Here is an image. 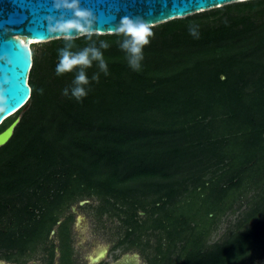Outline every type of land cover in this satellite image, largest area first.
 I'll return each mask as SVG.
<instances>
[{
	"label": "trees",
	"instance_id": "trees-1",
	"mask_svg": "<svg viewBox=\"0 0 264 264\" xmlns=\"http://www.w3.org/2000/svg\"><path fill=\"white\" fill-rule=\"evenodd\" d=\"M232 5L211 10L230 14L205 28L199 23L207 12L151 27L145 58L135 71L119 46L122 37L95 35L109 44L101 49L107 74L95 62L84 69L89 84L80 100L71 96L80 69L58 76V50L101 44L88 38L51 41L45 57L51 82L43 91L42 60L33 51L29 112L40 110L45 121L38 125L23 117L0 148V166L5 165L0 168V227L12 236L18 231L13 243L21 256L49 239L64 207L98 197L111 207H127L133 233L161 231L167 243L163 260L169 255L173 261L177 254L175 264H255L264 257V64L252 58L264 49V37L236 52L240 33L264 14V0ZM156 55L165 60L156 62ZM67 86L62 100L59 94ZM23 111L6 120L0 133ZM62 181L63 187L54 189ZM45 185L48 192L40 193ZM27 186L36 191L25 207L2 202L10 189ZM251 192L256 200L245 223L210 246L214 226ZM141 211L147 213L142 224ZM66 221L68 234L59 235L61 259L69 263Z\"/></svg>",
	"mask_w": 264,
	"mask_h": 264
},
{
	"label": "rangeland",
	"instance_id": "rangeland-1",
	"mask_svg": "<svg viewBox=\"0 0 264 264\" xmlns=\"http://www.w3.org/2000/svg\"><path fill=\"white\" fill-rule=\"evenodd\" d=\"M257 2V0H252ZM252 1L244 2L249 3ZM235 6V5H232ZM264 7L261 8V10ZM234 10L232 13L236 12ZM212 11H207L208 14L203 17H200L201 24L204 28L210 23V21L223 17L226 14H230L227 11H220L218 15L211 14ZM213 12H216L214 10ZM225 18V17H224ZM257 19V20H256ZM203 20V21H202ZM224 20V19H223ZM256 26L250 28L249 31L238 36L236 42V52H242L241 50H246L252 45L258 43V40H261L264 37V14H259L255 18ZM198 24V27H199ZM197 26V24H194ZM97 34H92L90 36H83L80 38L91 39V43L101 44L100 38L95 36ZM114 35V34H113ZM92 37V38H90ZM79 39V38H78ZM69 40V39H66ZM76 40V39H70ZM239 41H241L239 43ZM51 42L37 43L32 46L33 51L39 53L40 59L42 60V69L39 72L38 81L41 90L43 91V86L48 89L50 84L49 75H52V72L47 69V56L49 55V45ZM96 48L102 49L99 45L94 46ZM161 48L162 46L159 45ZM177 52V51H175ZM171 53V51H170ZM174 51H172V56ZM144 56V55H143ZM145 58V56H144ZM259 63L264 64V49L259 51L255 56L252 57ZM153 60L156 62L165 60L162 56H154ZM155 64V63H154ZM52 80V79H51ZM253 81V80H251ZM251 83V82H250ZM69 90V86L66 87ZM70 91V90H69ZM41 92V91H40ZM64 90L62 94H59L60 99H64ZM32 101L29 102V106L24 110L18 117V124L22 121V118L29 121H33V124L41 125L45 120L43 118L42 112L36 110L35 113H30ZM16 115H14L15 117ZM12 117V118H14ZM18 126V125H17ZM1 131V130H0ZM55 135L51 136L53 139ZM67 156H70L72 150L65 151ZM0 168H5V165H1ZM190 167L185 169L189 171ZM56 170H60L59 167ZM187 172L184 173V176H187ZM190 174L188 177H192ZM183 178V176H177V180ZM64 181L61 183H55L54 189L63 187ZM4 184V183H3ZM8 185L10 183H7ZM192 183H188L190 187ZM4 188V187H3ZM50 187L46 185L42 187L40 193H47ZM36 191V188L27 186L20 190L10 189L8 192L3 194L2 202L5 203L8 200L16 202L20 207H25L27 203L32 199L33 193ZM254 193L248 194L240 204H237L233 212L226 214L221 221L216 224L214 229L211 232L209 237L208 244L215 245L225 241L231 234L239 230V227L245 223L246 214L251 209V205L255 204L256 197L254 198ZM185 197V196H184ZM82 201L71 203L70 205L64 207L61 214V220L58 225L53 229L49 239L44 243L38 246L37 250L33 253L30 250L26 251L22 256L17 247L13 243V237L17 235L18 231H14V236L12 233H9L6 226H1L0 231V262L5 264H90V258L95 255L96 251L102 247H108V255L104 260L99 264H114L123 258L125 255H138L140 264H150L152 260H157V264H175V261L178 259L177 254L169 259L163 260L162 251H166L164 240V235L161 231H153L151 229H142L138 228L135 233L132 232V220L131 217L126 214L127 207L116 205L109 206L108 203H105L103 200L98 197H88L80 199ZM84 202V204H82ZM113 203H115L112 200ZM33 209L30 208L29 211ZM147 218L146 212H139L138 219L140 223H144ZM71 237V251L72 255L70 257V262L62 261L61 245L62 240L59 233H63L65 236L68 234V223ZM81 220V222H79ZM65 221V222H64ZM140 224V225H141ZM164 244V245H162ZM167 244V243H166ZM162 245V246H161ZM160 247L162 248L160 250ZM53 252L55 257L52 258ZM11 258L10 260H8ZM16 260H19L16 262ZM255 264H264V257L261 260H257Z\"/></svg>",
	"mask_w": 264,
	"mask_h": 264
},
{
	"label": "water",
	"instance_id": "water-1",
	"mask_svg": "<svg viewBox=\"0 0 264 264\" xmlns=\"http://www.w3.org/2000/svg\"><path fill=\"white\" fill-rule=\"evenodd\" d=\"M248 1L252 0H79V7L92 13V34L113 35L112 30L124 16L142 17L156 27ZM71 19L72 10L57 9L55 0H0V126L20 110H26L32 95L29 78L34 65L33 50L21 39L40 43L66 39L49 29L57 21ZM83 36L73 32L71 39ZM17 125L15 121L0 133V148L12 139ZM108 252V247L97 250L90 264H99ZM115 264H140L139 256L127 254Z\"/></svg>",
	"mask_w": 264,
	"mask_h": 264
},
{
	"label": "clouds",
	"instance_id": "clouds-1",
	"mask_svg": "<svg viewBox=\"0 0 264 264\" xmlns=\"http://www.w3.org/2000/svg\"><path fill=\"white\" fill-rule=\"evenodd\" d=\"M55 7L72 10L74 19L57 21L50 27V32L63 34L69 40L72 38L73 32L83 33L86 36L92 34V13L87 9L80 8L79 0H55ZM112 31L123 38L119 46L127 56L128 66L134 71L138 70L144 58L143 50L149 44V38L152 36L151 24L142 17L124 16ZM190 34L196 35L194 30H190ZM100 47L107 49L109 44L107 41H102ZM94 62L102 72L107 74L104 53L99 48L85 47L79 51H72L70 46H66L58 50V62L55 66L58 76L80 69L71 88L73 98L80 100L87 95L86 85L89 84V78L84 69L92 67ZM92 79H98V75ZM64 94L68 95L69 90L65 89Z\"/></svg>",
	"mask_w": 264,
	"mask_h": 264
},
{
	"label": "bare ground",
	"instance_id": "bare-ground-1",
	"mask_svg": "<svg viewBox=\"0 0 264 264\" xmlns=\"http://www.w3.org/2000/svg\"><path fill=\"white\" fill-rule=\"evenodd\" d=\"M21 41H22V43H23L24 45H27V46H29L30 48H32V46H33L34 44L40 43V42H34V41H31V40H27V39H25V38H22ZM43 43H45V42H43ZM32 50H33V49H32ZM12 116H13V115H12Z\"/></svg>",
	"mask_w": 264,
	"mask_h": 264
},
{
	"label": "flooded vegetation",
	"instance_id": "flooded-vegetation-1",
	"mask_svg": "<svg viewBox=\"0 0 264 264\" xmlns=\"http://www.w3.org/2000/svg\"><path fill=\"white\" fill-rule=\"evenodd\" d=\"M118 262V261H117ZM115 264V263H114Z\"/></svg>",
	"mask_w": 264,
	"mask_h": 264
}]
</instances>
